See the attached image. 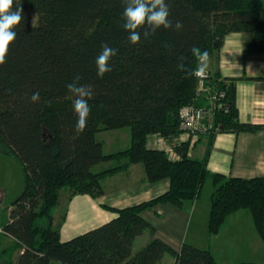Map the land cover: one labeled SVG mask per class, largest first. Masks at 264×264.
<instances>
[{
  "label": "trees",
  "instance_id": "1",
  "mask_svg": "<svg viewBox=\"0 0 264 264\" xmlns=\"http://www.w3.org/2000/svg\"><path fill=\"white\" fill-rule=\"evenodd\" d=\"M173 28L159 29L133 45L123 28L125 0H22L23 19L17 37L0 64V144L21 164L25 187L14 202L3 232L12 244L2 252L6 264H220L209 249L184 244L176 250L156 237L144 217L160 205L184 209L199 200L205 183L214 189L208 222L210 236L220 234L228 218L251 212L253 226L264 244V178H227L208 169L219 134H254L263 125L241 122L235 80L212 73L208 85L224 93L214 129L202 159L189 156L191 139L183 134L180 112L199 97L196 73L205 51L217 59L226 37L246 35V55H264L262 0H167ZM38 21L33 24L32 18ZM176 21L183 25L175 30ZM143 33L144 29H140ZM107 44L116 49L112 71L97 76L95 59ZM184 68L179 69L178 65ZM79 76L91 86V112L85 130L77 134L74 97L66 85ZM40 94L39 102L31 95ZM130 129L129 149L104 152L102 133ZM164 139L180 159L156 145ZM196 144V143H195ZM193 149V150H192ZM109 167L97 170L102 165ZM145 168L150 183L168 181L169 190L148 202L127 208L103 206L117 216L110 222L63 241L54 211L75 195L104 196L103 183L132 165ZM149 231L150 242L134 254L135 241ZM258 264V263H240Z\"/></svg>",
  "mask_w": 264,
  "mask_h": 264
},
{
  "label": "crops",
  "instance_id": "2",
  "mask_svg": "<svg viewBox=\"0 0 264 264\" xmlns=\"http://www.w3.org/2000/svg\"><path fill=\"white\" fill-rule=\"evenodd\" d=\"M246 48V35L229 34L218 58L208 60V68L213 74L220 73L223 79L236 81L237 106L241 122L264 126V55H246ZM119 131L121 130L113 131L117 133V136H114L116 140L124 142L125 137L129 140V134L126 136L123 134L121 138ZM103 143L106 153L107 141L104 140ZM201 144L204 146L200 149ZM207 144L208 138L200 136L189 156L202 159ZM130 146L125 144L124 151ZM117 150L106 154L121 152ZM109 166L110 164L102 165L97 170ZM208 169L212 174L227 178H264V130L254 134H219L214 142ZM207 183L214 189L213 180L209 179L205 185ZM103 188L105 194L98 199H93L89 195L72 197L67 206L66 221L61 229L64 242L96 229L117 216L105 210L103 206L122 209L151 201L165 194L170 188V183L148 182L144 166L135 164L129 170L108 178L103 183ZM203 200L201 197L184 209L160 205L152 211L145 212L144 217L156 228V237L176 250H180L184 244H189L211 250L220 264L249 262L248 252L253 246L245 240V229L241 222H238L240 216L235 218V215H239L241 211L228 218L219 235L210 236L208 222L211 201L208 204ZM243 215L249 217L248 214ZM231 219L237 220L235 227L228 226ZM241 238L244 244L242 249H246V253L236 250V247L231 245L230 241L236 244ZM151 239L152 235L147 231L135 241L134 249L138 244L141 249L144 248ZM258 252L264 253V245ZM165 261L166 257L163 259V264ZM251 263L255 262L251 261ZM171 264H175L174 258Z\"/></svg>",
  "mask_w": 264,
  "mask_h": 264
},
{
  "label": "clouds",
  "instance_id": "3",
  "mask_svg": "<svg viewBox=\"0 0 264 264\" xmlns=\"http://www.w3.org/2000/svg\"><path fill=\"white\" fill-rule=\"evenodd\" d=\"M22 0H0V64L5 62L9 46L17 37L16 28L23 19ZM124 19L123 28L128 32L130 43L135 45L141 40V35L147 39L150 34L163 28H173L170 17V9L167 0H125V8L122 13ZM180 21H176L175 30L182 29ZM144 31L141 33L140 29ZM117 54L116 49L107 44L102 45V50L95 59L97 76L103 78L106 73L112 71L110 60ZM209 54L205 51L199 56L198 73L203 74L208 68ZM183 69L184 65H178ZM68 92L74 97L73 111L77 115L75 130L77 134L82 133L87 125L91 112L89 101L93 97L91 86L80 84V77L76 76L72 82L66 85ZM31 102L40 100V94L35 92L30 97Z\"/></svg>",
  "mask_w": 264,
  "mask_h": 264
},
{
  "label": "rangeland",
  "instance_id": "4",
  "mask_svg": "<svg viewBox=\"0 0 264 264\" xmlns=\"http://www.w3.org/2000/svg\"><path fill=\"white\" fill-rule=\"evenodd\" d=\"M264 3V0H262ZM38 21L37 16H33L32 22L33 24H36ZM117 133L114 132H108V133H102L98 136V140L101 142L107 141V147L105 149L106 153L110 151H117L121 150L124 151V145H131V131L130 129H123L118 132L120 137L122 138L123 134L125 136L129 134V140L125 137V141H118L115 139L114 136ZM110 143V144H109ZM204 146V144H201L199 147L200 149ZM167 147V146H166ZM197 155V154H196ZM25 187V174L23 171V168L18 160H16L13 156L10 155V153L5 150V148L0 144V188L5 191L6 196H4L3 201L0 203L2 210H0V264H6V255L1 256L2 252L6 250L8 247L11 246L12 241L6 237L4 232H1V228L3 225L7 224L10 220V212L13 208L14 202L19 198L21 193L23 192V189ZM213 192V188L210 184H206L204 191H203V201L209 202L211 201V195ZM64 198H63V206L62 208L56 209L54 211V215L56 217L57 224L59 223L61 217L64 215V212L66 210L67 204V198L70 195L69 191H64ZM4 206V207H3ZM4 208V209H3ZM239 215H235V218H239L238 222H241V225H243V229H245L244 237L246 241H249V243L253 246V248L248 252L249 253V262L253 261L258 264H264V253H259L258 250L260 248H263V243L261 239L259 238L258 234L255 231V228L253 226L252 222V216L251 212L247 210H243ZM243 214H248L249 217L244 216ZM237 225V220L234 221L231 219L229 221L228 226L235 227ZM230 236V235H229ZM228 236V237H229ZM231 245L236 247L235 249L241 252L246 253V249L243 248L242 238L239 240V243L236 242L233 243L232 241ZM243 242H245L243 240ZM239 244V245H238ZM140 244L136 245L134 249V254L137 253L140 250ZM252 254V255H251ZM166 261L165 264H171L173 258L170 256H165ZM247 257V256H246ZM252 257V258H251ZM238 261V260H237Z\"/></svg>",
  "mask_w": 264,
  "mask_h": 264
},
{
  "label": "built area",
  "instance_id": "5",
  "mask_svg": "<svg viewBox=\"0 0 264 264\" xmlns=\"http://www.w3.org/2000/svg\"><path fill=\"white\" fill-rule=\"evenodd\" d=\"M198 79L199 97H204L207 105L204 107H196L194 105L183 108L180 112L181 129L183 134L176 143L182 144L191 139V146L195 145L201 134L208 133L214 129L216 112L221 106V101L225 97L224 93L216 92L208 85L211 73L206 70L205 73H196ZM156 145L159 149L165 150L168 156L178 160L180 157L176 154L173 147L168 145L164 139H158ZM167 146V147H166Z\"/></svg>",
  "mask_w": 264,
  "mask_h": 264
},
{
  "label": "flooded vegetation",
  "instance_id": "6",
  "mask_svg": "<svg viewBox=\"0 0 264 264\" xmlns=\"http://www.w3.org/2000/svg\"><path fill=\"white\" fill-rule=\"evenodd\" d=\"M5 150H6V149H5ZM4 196H6V193H5V191H3V189L0 188V203L3 201ZM3 207H4V206H3ZM0 208H1V205H0ZM3 209H4V208H3ZM0 210H2V209H0ZM3 227H4V225H3L2 228H1V232H3Z\"/></svg>",
  "mask_w": 264,
  "mask_h": 264
}]
</instances>
